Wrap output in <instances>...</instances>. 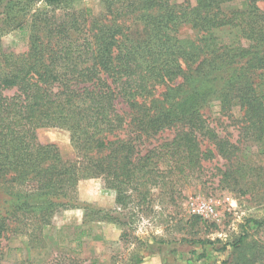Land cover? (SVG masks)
Returning <instances> with one entry per match:
<instances>
[{"label": "trees", "instance_id": "1", "mask_svg": "<svg viewBox=\"0 0 264 264\" xmlns=\"http://www.w3.org/2000/svg\"><path fill=\"white\" fill-rule=\"evenodd\" d=\"M26 1L0 0L5 24ZM72 1L42 0L51 11L17 27L30 31L27 51L5 52L0 38V264L9 237L44 241L83 179L114 189L119 207L134 195L145 203L153 190L175 205L218 156L219 187L264 203V166L241 159L247 143L264 155V0L230 11L222 6L236 0H117L98 15ZM225 29L249 46L223 42ZM212 101L232 119L243 113L237 143L205 117ZM48 128L71 132L74 161L38 141ZM165 131L173 137L159 142ZM248 237L234 242L229 264H264V240ZM43 264L97 262L59 253Z\"/></svg>", "mask_w": 264, "mask_h": 264}, {"label": "rangeland", "instance_id": "2", "mask_svg": "<svg viewBox=\"0 0 264 264\" xmlns=\"http://www.w3.org/2000/svg\"><path fill=\"white\" fill-rule=\"evenodd\" d=\"M17 1L4 0V4H17ZM113 1L117 0H73L70 8L76 11L89 9L98 15L108 2ZM25 4L17 8L19 14L12 24H5L6 17L0 16V38L5 52L27 51L30 31L23 32L17 27L29 26L33 15L51 11L42 0L26 1ZM222 7L225 11L243 9L246 0H236ZM56 13L58 15L59 11ZM194 33L189 28L183 29L184 37ZM219 36L229 45L249 46L237 30L225 29ZM161 91L163 88L159 89ZM203 113L220 137L238 142L239 124L236 121L243 114L239 108L234 110L235 119H232L221 112L219 101H212L203 108ZM173 135V131H165L157 136V140L161 142ZM38 141L57 145L67 161L76 159L71 132L66 129H40ZM241 159L264 166V155L259 154L251 143L243 146ZM204 164L207 169L202 182L185 190L184 197L175 205L160 197L159 190H153L147 202H141L134 195L127 208L119 207L118 193L101 179L81 180L72 206L60 210L53 224L44 228L43 242H32L28 237H9L3 241L5 264H43L59 253L73 254L89 262L96 260L97 264H229L234 258L233 244L239 237L247 233L248 241L264 240V225L257 227L252 222L264 224V203L253 201L250 195L219 187L220 173L225 168L220 157ZM202 205L212 207L214 214H195L193 210ZM193 216L203 220L194 224ZM162 240L163 244L160 243ZM137 259L141 261L137 263Z\"/></svg>", "mask_w": 264, "mask_h": 264}, {"label": "built area", "instance_id": "3", "mask_svg": "<svg viewBox=\"0 0 264 264\" xmlns=\"http://www.w3.org/2000/svg\"><path fill=\"white\" fill-rule=\"evenodd\" d=\"M193 211L195 214H198L201 216H204V214L206 215L214 214V209L206 205L199 206L197 209H194Z\"/></svg>", "mask_w": 264, "mask_h": 264}]
</instances>
